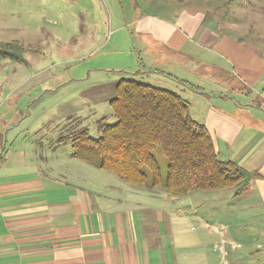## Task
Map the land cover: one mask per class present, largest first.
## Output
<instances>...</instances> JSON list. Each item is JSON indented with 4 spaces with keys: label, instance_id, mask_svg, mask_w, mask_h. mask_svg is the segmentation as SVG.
Listing matches in <instances>:
<instances>
[{
    "label": "crops",
    "instance_id": "0c3cea01",
    "mask_svg": "<svg viewBox=\"0 0 264 264\" xmlns=\"http://www.w3.org/2000/svg\"><path fill=\"white\" fill-rule=\"evenodd\" d=\"M154 1L180 6L175 20L147 19L144 41L152 40L158 50L137 58L146 66V83L164 85L187 99L191 117L207 126L223 160L247 172L245 180L180 196L188 199L176 206L173 221L167 201L177 199L166 190L153 197L159 203L149 195L107 194L98 179L87 178L86 169L73 173L72 163L55 156L59 147L34 157L24 150L20 169L0 165V264H193L195 256L197 263L208 264L206 256L194 254L198 240L181 241L177 222L183 214L210 230L216 241L227 242L244 233L245 224L238 220L242 210L264 202L263 63L245 58L229 67L222 40L206 44L215 40L217 26L196 8L197 0ZM10 150L0 161L15 153ZM245 184L248 189L236 194Z\"/></svg>",
    "mask_w": 264,
    "mask_h": 264
},
{
    "label": "rangeland",
    "instance_id": "374dc122",
    "mask_svg": "<svg viewBox=\"0 0 264 264\" xmlns=\"http://www.w3.org/2000/svg\"><path fill=\"white\" fill-rule=\"evenodd\" d=\"M178 6L154 0H0V41L18 40L27 49L25 63L0 58V156L10 148L15 152L0 165L20 169V152L34 157L36 152L45 150L48 155L51 148L59 147L55 156L72 163L73 173L84 174L86 169L87 178L98 179L104 193L149 195L159 203L153 197L163 196L164 187L127 183L114 172L75 158L72 143L60 140L83 126L98 137V119L116 121L109 104L115 84L121 78L148 82L142 74L146 66L138 65L137 58L146 59L158 50L152 40L144 41L147 19L175 20ZM196 8L216 24L215 40L206 44L218 45L222 40L229 67L245 58L264 66V0H197ZM155 152L166 173V156ZM173 199L177 200L169 199L167 206L174 221L176 206L188 197ZM183 217L177 222L182 226L181 241L198 240L201 246L194 254L206 256L208 264H264V202L242 210L238 220L245 224L244 233L228 238L226 255L219 236L216 241V235H209L210 230L191 215ZM197 258L193 264L200 263Z\"/></svg>",
    "mask_w": 264,
    "mask_h": 264
},
{
    "label": "trees",
    "instance_id": "16d2710c",
    "mask_svg": "<svg viewBox=\"0 0 264 264\" xmlns=\"http://www.w3.org/2000/svg\"><path fill=\"white\" fill-rule=\"evenodd\" d=\"M26 51L18 40L0 41V58L25 63ZM109 104L116 121L98 119V137L86 126L61 137V144L72 143L75 158L133 185L164 187L175 197L238 186L245 180L247 172L238 163L219 156L207 126L191 117L189 102L180 93L121 78ZM157 149L167 158L166 173ZM246 189L245 184L236 194Z\"/></svg>",
    "mask_w": 264,
    "mask_h": 264
},
{
    "label": "built area",
    "instance_id": "2783aa9c",
    "mask_svg": "<svg viewBox=\"0 0 264 264\" xmlns=\"http://www.w3.org/2000/svg\"><path fill=\"white\" fill-rule=\"evenodd\" d=\"M208 226H210L211 228H213L214 229V231L215 232H221L220 231V228H218V227H216V226H213V225H209V224H207ZM222 227V226H221ZM220 243H221V247H222V251H223V253L222 254H227V252H226V250H225V243H227L225 240H224V238H221L220 239Z\"/></svg>",
    "mask_w": 264,
    "mask_h": 264
}]
</instances>
